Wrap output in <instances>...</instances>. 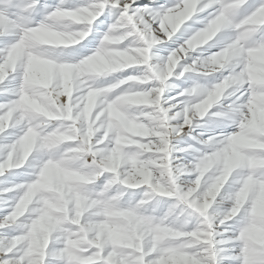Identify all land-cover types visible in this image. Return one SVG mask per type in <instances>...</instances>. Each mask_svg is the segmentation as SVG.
Listing matches in <instances>:
<instances>
[{"label":"clouds","instance_id":"1","mask_svg":"<svg viewBox=\"0 0 264 264\" xmlns=\"http://www.w3.org/2000/svg\"><path fill=\"white\" fill-rule=\"evenodd\" d=\"M257 2L231 0L164 50L216 0L146 15L125 0L77 58L67 50L91 35L107 0L57 8L43 23L28 11L39 0L24 11L0 0V38L13 37L0 82L23 69L18 98L0 105V185L12 170L28 177L0 187V204L14 203L0 218V256L12 253L2 264H264Z\"/></svg>","mask_w":264,"mask_h":264},{"label":"rangeland","instance_id":"2","mask_svg":"<svg viewBox=\"0 0 264 264\" xmlns=\"http://www.w3.org/2000/svg\"><path fill=\"white\" fill-rule=\"evenodd\" d=\"M30 2V0H15L14 7L18 9L19 11H24L26 8V5ZM90 0H69V3L65 6H72V7H78L82 4L88 3ZM160 3H166L168 0H159ZM174 2V0H173ZM60 3V0H39V3L35 5L34 9L28 10L31 13V17L33 19V23H39L42 19H44L47 16V13L51 11L56 5ZM249 3L251 5L250 10H254L256 7L259 6V3L257 0H249ZM210 11V10H209ZM107 12V10H106ZM203 15V16H202ZM207 15V12L199 13L197 16L193 17L191 20L187 22L188 25L193 26V28L201 27L202 24L200 23L201 19L203 20L204 17ZM200 17V19H197ZM197 20V21H196ZM113 22L111 14L109 13V19L104 22L103 24H99V21H97L92 27L93 31L91 35L86 38V40L82 41L80 44L72 46L69 51L72 53L75 57L79 58L84 55L90 54L91 51H93L99 44L100 39L102 38V35L104 32L107 31L108 26ZM99 24V27L97 26ZM184 32V28H182L171 40L165 41L162 48L164 50H168L171 48L164 47L165 45H171L172 48H175L179 46L180 43L183 42V40L186 38V36H182V33ZM178 37H181L178 41V43H173V41L177 40ZM13 39L12 36H8L7 38H0V48H4L11 40ZM92 40L94 41L92 44H88V41ZM84 45H87V47H83ZM160 47V46H158ZM133 70L129 69L125 75L132 74ZM114 75H120V74H114ZM111 79V78H109ZM182 79V78H181ZM20 84V79L17 78L13 80L11 77H9L3 85H0V102H4L5 100L14 99L16 98V93L12 91V89L18 87ZM174 94V93H173ZM231 130V129H229ZM11 131V130H9ZM7 142V141H4ZM191 142V141H190ZM27 171L26 168L23 169H16L12 170V173L6 174V178L9 181L7 184H2L0 187H11L12 183H21L28 179L25 173ZM4 179V178H0ZM12 193H5L6 197H10ZM11 203L10 200L6 201L4 204H0V215H6L7 212L10 210L8 205ZM9 233L12 235L18 234L12 229H8ZM11 255V254H9ZM52 261V264H64V262L60 258L56 257H50L49 258Z\"/></svg>","mask_w":264,"mask_h":264},{"label":"snow or ice","instance_id":"3","mask_svg":"<svg viewBox=\"0 0 264 264\" xmlns=\"http://www.w3.org/2000/svg\"><path fill=\"white\" fill-rule=\"evenodd\" d=\"M99 2H100V0H90V2L82 4V5L78 6V7H87V6H89V4H95V3H99ZM229 2H231V0H216V3L212 7V9H209L210 11L207 10L206 11L207 15L204 17L203 20L200 21L202 26L207 23L208 19H210L212 16H215V15L218 14L217 9H222ZM177 3H180V0H174V2H173V0H168V2H166V3H160L159 0H129L130 6H129L128 11H129V14H131L134 11H136V12H139V13H144L146 15L147 12H150V11H153V10H156V9H159V8L174 7L175 4H177ZM260 6L261 5H259L258 7H260ZM62 7H65V4H61V2H60L51 11H55L57 8H62ZM106 10H107V12H106ZM124 10H125V0H119V3H117L116 0H107V4H106V7H105V9L103 11V14L98 18L97 21H99V24H103L104 22H106L109 19V13H110L111 17H112V20H113L112 23H115L120 18L119 14L122 13ZM8 19H9V22H11V21L15 20L16 17L14 15L9 14ZM43 22L44 21H40L39 23H43ZM187 22L182 27V28H184V32L182 33V36H186L189 32L196 31L199 28V27L193 28V26L188 25ZM99 24L97 25L98 27H99ZM33 26H35V25H33ZM180 38L181 37H178L177 40L173 41V43L174 44L178 43ZM93 42L94 41L89 40L88 44H92ZM83 47L86 48L87 45H84ZM164 47L172 48L171 45H165ZM212 50H215V48H213ZM6 55H7V47H5L3 49H0V63H3V57H5ZM22 73H23V69L22 68L18 69L17 72H15V73H10L8 75V77L3 82H0V85H3L4 82L9 77H11L13 80L19 78L20 82H21ZM132 74H135V72H132ZM18 89H19V86L14 88V89H12V91H14L16 93V98L5 100L4 102H0V105H8L13 100L17 99L18 98ZM5 110H6L5 108H0V114H3V112ZM8 207H9L10 210L7 212L6 215H8L12 211V208L14 207V203L9 204ZM6 215H0V218H3ZM9 254L12 255V253H6L3 256H0V264H2L3 260H7L11 256ZM146 260H147V258H146Z\"/></svg>","mask_w":264,"mask_h":264},{"label":"bare ground","instance_id":"4","mask_svg":"<svg viewBox=\"0 0 264 264\" xmlns=\"http://www.w3.org/2000/svg\"><path fill=\"white\" fill-rule=\"evenodd\" d=\"M203 16V15H202ZM197 19H200V17H198ZM202 20V19H201ZM197 21V20H196Z\"/></svg>","mask_w":264,"mask_h":264}]
</instances>
